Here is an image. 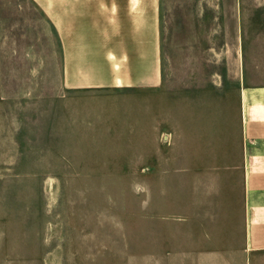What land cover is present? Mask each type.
<instances>
[{"label":"rangeland","instance_id":"obj_1","mask_svg":"<svg viewBox=\"0 0 264 264\" xmlns=\"http://www.w3.org/2000/svg\"><path fill=\"white\" fill-rule=\"evenodd\" d=\"M159 57L145 93L67 99L58 21L0 0V264H242L237 94L264 0H159Z\"/></svg>","mask_w":264,"mask_h":264},{"label":"crops","instance_id":"obj_2","mask_svg":"<svg viewBox=\"0 0 264 264\" xmlns=\"http://www.w3.org/2000/svg\"><path fill=\"white\" fill-rule=\"evenodd\" d=\"M58 21L60 81L66 98L85 90L147 92L161 81L159 0H33ZM264 61L244 63L238 86L242 171V264L264 254ZM260 75V74H259ZM64 96V95H63Z\"/></svg>","mask_w":264,"mask_h":264}]
</instances>
